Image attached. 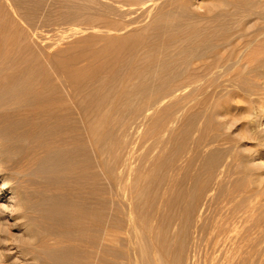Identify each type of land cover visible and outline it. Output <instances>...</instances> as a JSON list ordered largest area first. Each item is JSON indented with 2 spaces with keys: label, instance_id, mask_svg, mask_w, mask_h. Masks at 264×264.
<instances>
[{
  "label": "rangeland",
  "instance_id": "1",
  "mask_svg": "<svg viewBox=\"0 0 264 264\" xmlns=\"http://www.w3.org/2000/svg\"><path fill=\"white\" fill-rule=\"evenodd\" d=\"M1 21L0 264H264V0H0ZM189 22L216 56L176 72Z\"/></svg>",
  "mask_w": 264,
  "mask_h": 264
},
{
  "label": "bare ground",
  "instance_id": "2",
  "mask_svg": "<svg viewBox=\"0 0 264 264\" xmlns=\"http://www.w3.org/2000/svg\"><path fill=\"white\" fill-rule=\"evenodd\" d=\"M8 11V10H7ZM206 11V10H205ZM174 12V10H173ZM176 13V12H174ZM173 15V14H172ZM177 15V14H176ZM175 16V15H174ZM185 20H188L191 18L189 14L185 13ZM173 21V20H172ZM176 22V21H175ZM173 22L172 26L174 28L178 27V25ZM167 25V24H166ZM176 26V27H175ZM183 26V25H182ZM185 30L187 32H191L192 31V24L189 23H185ZM209 27V26H208ZM206 27L205 26H201L196 30V35L194 34V36L192 35V32L190 33V35L188 36H184L181 39H177V38H172L171 39V48L169 49V56H170V66L173 70L176 71V69H182V70H186V71H194L197 69H204V68H210L212 66V63L208 62L207 59L210 57H215L216 56V50L214 51L213 46L210 45V43H208L209 41H207V37H209V35L211 34L210 29H212L211 27ZM214 29V28H213ZM181 30V29H180ZM12 30H10L9 25L4 24L3 21L0 22V59L2 60V62H6V58H9L10 56H12V51L14 48L15 51L18 49H20V44L19 42H17L16 40H12L11 39V35L10 32ZM179 31V30H178ZM177 32V29H176ZM13 33V32H12ZM185 33V32H183ZM194 33V32H193ZM188 34V33H187ZM13 35V34H12ZM176 35V34H175ZM192 35V36H191ZM212 35V34H211ZM210 35V36H211ZM213 36V35H212ZM215 38V37H214ZM212 39V38H211ZM219 40V38H217ZM28 40V39H27ZM255 41H257L256 44L259 43V48L257 51V53H262L264 52V37L259 39L257 37H255L254 39ZM219 42V41H216ZM214 42V43H216ZM22 43V41H21ZM213 43V45H215ZM212 44V43H211ZM220 44V43H218ZM219 46V45H218ZM221 46V45H220ZM222 46H224V44H222ZM19 47V48H18ZM218 49V47H217ZM223 50V48H222ZM22 51V50H21ZM19 52V51H18ZM225 53V52H224ZM21 54V53H20ZM222 58V57H221ZM230 58V57H229ZM22 59V58H21ZM0 60V62H1ZM4 60V61H3ZM20 61V60H19ZM23 61V60H22ZM20 61V62H22ZM9 64V60L7 61ZM35 62V61H33ZM24 63V62H23ZM1 64V63H0ZM3 65L5 63H2ZM1 64V66H2ZM6 66V68L10 67L8 65L7 67V63L4 65ZM1 67L3 69V71H5V67ZM22 66V65H21ZM31 68L34 65H29ZM29 66H26V68H30ZM226 66V65H225ZM35 67V66H34ZM221 67V66H220ZM24 68V67H22ZM227 68V67H226ZM225 68V69H226ZM1 69V70H2ZM222 69V68H221ZM228 69V68H227ZM0 70V71H1ZM8 70V69H7ZM25 71V69H23ZM23 71V72H24ZM28 71V70H26ZM25 71V72H26ZM198 71V70H197ZM177 72V71H176ZM3 73V72H2ZM1 73V74H2ZM27 73V72H26ZM7 76H10V78L12 77L10 75V73H7ZM187 74V73H186ZM190 74V73H189ZM200 74V73H199ZM198 74V75H199ZM4 76V75H3ZM2 78V76L0 77ZM9 78V77H8ZM180 78V77H179ZM7 79V77H6ZM22 79V78H21ZM3 80V78L1 79ZM185 80V79H184ZM9 81V79H8ZM194 81V80H193ZM8 84V82L6 83ZM1 86V85H0ZM4 86V85H3ZM7 86V85H5ZM8 87V86H7ZM26 92V91H25ZM27 93V92H26ZM180 93V92H179ZM176 106H178V103L176 104ZM39 114V113H38ZM171 120V119H170ZM174 133V132H173ZM0 184V190L3 189H9V186L5 183V182H1ZM15 196V195H14ZM13 196V198H14ZM18 197V196H17ZM11 199V198H10ZM257 199V198H256ZM22 201V200H20ZM244 213V212H243ZM239 218V217H238ZM244 226V225H243ZM231 228V227H230ZM243 228V227H242ZM234 237V236H233ZM236 240V239H235Z\"/></svg>",
  "mask_w": 264,
  "mask_h": 264
}]
</instances>
